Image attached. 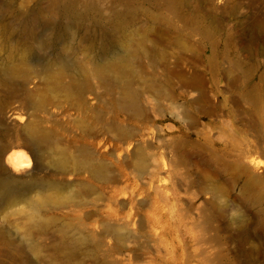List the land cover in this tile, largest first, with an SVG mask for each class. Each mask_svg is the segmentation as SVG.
I'll list each match as a JSON object with an SVG mask.
<instances>
[{
    "label": "rangeland",
    "instance_id": "rangeland-1",
    "mask_svg": "<svg viewBox=\"0 0 264 264\" xmlns=\"http://www.w3.org/2000/svg\"><path fill=\"white\" fill-rule=\"evenodd\" d=\"M73 1L77 10L93 1L104 14L127 7L128 37L137 43L147 33V48L157 49L156 63L152 55L135 63L150 85L168 90V98L144 92L120 116L135 135L133 146L154 155L146 171L138 170L133 147L120 141L113 121H86L90 131H76L81 116L75 102L56 97L44 110L25 105L19 89L0 88V126L9 129L11 141H22L28 126L44 127L53 142L84 145L105 165L94 182L97 192L82 206L54 209L61 222L29 234L19 215L3 222L22 203L0 192V226L16 241L0 245V264H264V0ZM57 12V0H0V24L37 22L34 37L17 49L16 36L0 34V84L20 57L31 56L33 68L24 76L29 91L42 87L41 77H54L84 58L90 43L80 31L67 30L49 42L48 25L21 20ZM124 53L115 43L97 62ZM96 94L104 96L97 87ZM89 100L96 104L94 95ZM108 114L113 117L112 109ZM9 154L31 160L22 171L4 160L9 175L22 179L8 185L11 192L24 191L22 182L31 175L53 171L35 150L18 147ZM252 176L260 178L255 186L249 185ZM75 179L71 174L64 181ZM109 228H121L125 239ZM79 237L89 240L76 245ZM32 238L38 254L27 248Z\"/></svg>",
    "mask_w": 264,
    "mask_h": 264
},
{
    "label": "bare ground",
    "instance_id": "bare-ground-1",
    "mask_svg": "<svg viewBox=\"0 0 264 264\" xmlns=\"http://www.w3.org/2000/svg\"><path fill=\"white\" fill-rule=\"evenodd\" d=\"M57 5L58 12L53 17L21 20L40 21V23L48 25L52 33L49 42L66 33L67 30L80 31L83 39L90 43L89 48H83L84 58L79 57V61L73 68L65 66L67 70L58 69L54 77H41L42 87L37 91H29L26 88L29 79L24 76L33 68L31 56L20 57L8 66L5 81H1L0 88L8 91L14 90L13 88L17 91L21 90L24 95L19 91L20 97H17L25 105L36 103L39 108L44 110H47L50 102L56 97L60 100L75 102L77 113L81 116L75 126L76 131L81 132L87 128L86 121H96L97 123L113 121L111 123L117 131L120 141L126 144L129 149L133 147L134 166L138 170L146 171L154 153L145 150V146H133L135 135L122 124L120 116L126 108L136 106L139 97L144 92L155 93L159 100L168 98V90L161 85H150L142 78V69L139 70L135 63L149 55L154 57L153 61L156 63L159 56L157 49L155 47L152 50L147 48L145 44L147 33H142V39L137 43L128 37L130 10L127 7L115 8L108 14H104L93 1L85 2L80 10L75 8L73 0H57ZM36 23L23 21L15 26L16 23L15 27L0 24V34L4 32V35L8 33L16 36L17 49L19 45L34 37ZM12 30H15V34L12 33ZM115 43H120L125 47L124 56L106 63H98L97 56ZM178 44L180 47L184 46L181 39ZM18 79L22 80L17 82ZM94 81L104 96H101L102 94L101 97L97 96ZM135 84L139 86L137 91L133 90ZM116 93H119L118 98L114 97ZM90 95L95 96L96 104L89 100ZM105 96L106 98L103 99ZM109 109L113 111L112 118L108 114ZM36 128L28 126L22 135V141H11L9 129L6 130L0 126V192H5L10 198L22 203L20 208L6 214L1 211L0 219L4 214L3 222L10 223L11 217L21 216L25 221L27 234L33 228L40 231L45 227L58 225L61 221L58 217L53 216L54 209L66 207L72 203L82 206L87 197L97 192L94 182L105 171L104 163L94 159L86 146L82 145L72 149L68 146L58 145L52 141L51 135L46 132L44 127ZM90 129L91 127L87 128L89 131ZM80 139L84 138L81 136L78 141ZM43 144L47 145V148H43ZM18 147L35 150L37 159L47 162L53 167V171L44 177L36 173L31 175L22 182L25 186L24 191L15 193L9 191L7 187L9 184L20 183L22 179L9 175L4 160L8 157V161L17 171L26 170L31 165L28 156L9 154L11 150ZM71 174L76 175V179L66 184L64 179ZM259 181V177L252 176L249 185L255 186ZM65 188L68 189V193H65ZM262 192L264 194V190ZM60 230L65 232L66 227L62 226ZM109 230L119 240L126 237L121 228H109ZM88 240L86 237H79L75 243L78 245ZM15 243L16 241L8 237L5 229L0 226V245H14ZM27 248L37 254L40 252V246L33 238L30 239ZM98 248L99 244H95L94 251Z\"/></svg>",
    "mask_w": 264,
    "mask_h": 264
}]
</instances>
